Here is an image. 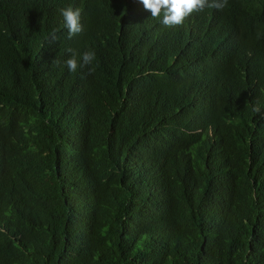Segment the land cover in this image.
Returning <instances> with one entry per match:
<instances>
[{"label": "trees", "instance_id": "trees-1", "mask_svg": "<svg viewBox=\"0 0 264 264\" xmlns=\"http://www.w3.org/2000/svg\"><path fill=\"white\" fill-rule=\"evenodd\" d=\"M54 4H0V117L28 132L5 160L0 140V181L4 163L20 175L0 182V264H264V54L244 76L199 75L208 97L198 104L188 86L198 58L151 19L124 34L123 67L69 72L67 49L82 64L109 37L83 11V31L69 39ZM214 12L236 30L234 43L243 37L242 18ZM203 13L189 20L193 29ZM199 38L227 55L217 35ZM223 95L242 114L203 118ZM176 123L202 129L197 150L172 146Z\"/></svg>", "mask_w": 264, "mask_h": 264}, {"label": "clouds", "instance_id": "clouds-1", "mask_svg": "<svg viewBox=\"0 0 264 264\" xmlns=\"http://www.w3.org/2000/svg\"><path fill=\"white\" fill-rule=\"evenodd\" d=\"M8 1L0 0V4L4 5ZM12 1L14 5L20 3V0ZM52 3H56L58 9L55 8L57 24L59 23L61 30H67L69 39L83 31V11L90 12V27L99 38L109 37L107 45L83 53L82 64L78 62L75 51L67 49L71 53L70 58L65 61L69 72L75 73L78 67L84 65H93L98 70H118L123 67L126 61H131L124 50V34L130 28L141 26L151 19L164 28L161 33L164 37L178 39L181 47H190L198 58L196 83L188 81L192 94H197L198 104L205 102L208 97L207 88L197 79L199 75L213 74L217 78L223 70H227L233 75L244 76L246 65L255 53L264 54V0H52ZM233 5L237 7L236 11L231 10ZM245 7L246 11L261 8L254 13H245ZM215 10L231 19L242 18L245 22V28L241 31L243 37L234 43L233 35L236 30L228 25L227 19L215 13ZM201 13L202 20L195 30L189 20ZM202 32L220 37L219 44L227 50V55L224 56L213 45L200 39L199 34ZM57 33L58 29H52L49 33L51 42L59 39ZM111 34L115 35L114 41L110 40ZM117 52H120L119 55L114 57ZM108 60H111L109 65L103 66ZM53 62L59 65V61ZM252 110L259 113V105ZM241 114L242 103L229 95H223L215 110L203 113V118L229 122ZM19 121L18 118L0 117V140L4 160L26 146L28 132L17 127ZM169 129L170 142L180 155L192 153L202 145L203 132L200 128H191L188 123H176ZM210 133L208 128L207 135L210 136ZM159 154L173 159L168 153ZM3 169L5 176L0 182L11 184L20 179L19 172L10 164L4 163Z\"/></svg>", "mask_w": 264, "mask_h": 264}]
</instances>
